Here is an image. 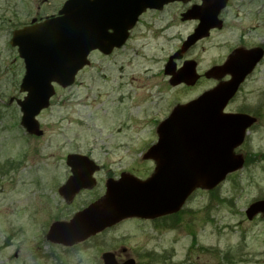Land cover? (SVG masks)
I'll return each instance as SVG.
<instances>
[{
	"label": "flooded vegetation",
	"instance_id": "obj_1",
	"mask_svg": "<svg viewBox=\"0 0 264 264\" xmlns=\"http://www.w3.org/2000/svg\"><path fill=\"white\" fill-rule=\"evenodd\" d=\"M64 1L62 0L61 5ZM110 3L109 7H101L99 14L100 32H104L108 39L101 42V47L88 54V64L78 71L72 84L61 86L52 83L53 95L49 98L48 105L35 115L34 119L38 124L36 129L30 130L22 123V118L27 112L24 108L27 106L28 85L23 83L26 64L19 46L12 44L13 34L25 27L55 17L58 7L55 9L54 0H0V121L14 116L18 118L16 127L0 126V182H6L10 186L6 188L11 191L16 189L18 182L22 180L25 164H28L29 170L32 169L36 174L40 171V167L34 165V162L38 156V141L45 136L46 130L40 125L38 117L52 109L59 90L70 92L81 83L82 74L92 65L94 57L98 61L100 72L106 73L103 79L115 80L113 91L121 92L120 101L124 98L126 100L132 98L128 86L135 82L132 70L134 61L141 62L145 71L151 70L152 67L155 70L154 73L147 74L152 78L153 83H150L148 78V82L144 79L151 84L149 87L153 89V93L148 95L146 105V110L150 114L148 122L152 137L140 151L141 163H147L143 176L136 175L130 169L114 168L108 162L110 158H94L85 153L88 158L82 160L79 171L86 173V176L82 178L79 183L80 188L71 198L69 190L61 189L64 186L67 187L66 183L70 180L73 170L77 168L73 169L68 162L67 157L71 153H66L60 159L62 175L57 173L58 179L52 177L50 189L59 199L60 212L68 210V207L81 196L92 199L90 201L84 199L86 202L77 206L72 213H67L66 210L50 218L43 223L36 237H33L36 241L35 246L40 243L43 245V248H37L41 250L40 254L38 255L35 251L33 255L49 256L52 264H69L72 248L86 245L90 241L98 242L100 236L114 233L113 231L125 221H131L136 229H141L144 224L179 229L184 220L195 217L199 208H206L207 222H211L210 213L214 207V199L223 203L224 197H220L217 193L218 189L198 188L186 198L182 207L176 212L153 218H127L74 245L48 238V230L52 224L67 222L76 212L100 199L105 193L108 180L118 179L124 173L134 174L141 179L149 178L157 165V159L154 158L157 153H151L150 148L157 141V129L160 124L176 105L192 101L203 93L229 82L235 75H241L243 58L238 55L243 53L258 52L260 58L251 66V70L223 109V112L227 114L241 113L254 118V122L246 130L243 142L236 148V152H241L251 141L255 128L262 121L263 111L260 105L253 107L244 102L239 105L235 103L245 86L250 85L252 81L259 82L264 74V0H110ZM212 51L218 54L211 56L202 64L200 55ZM105 60H109L107 66L102 65ZM230 60L232 62L227 65L226 70L218 71ZM186 66H188L186 71L180 74ZM100 96L104 97L106 94L102 92ZM151 97L155 98L151 100ZM161 101L162 105L156 107L155 105ZM124 122L123 118L118 119L116 124L106 131L118 133V127ZM5 147H9L10 150L2 151ZM146 152L148 157L145 156ZM243 154L241 155L245 160L254 161V155L247 150ZM29 155L32 157L30 158ZM160 155V164L166 176L172 172H179L176 158H170V152L162 150ZM173 163L175 166H167ZM52 171L56 173L53 168ZM31 179L33 187L30 189H35V192L38 189V181ZM4 188L1 187V191ZM197 198L202 201L203 207L198 206ZM203 199L206 200L203 201ZM36 208L16 207V213L25 210L34 215L37 212ZM258 215L246 219L252 220ZM19 233L20 228L14 227L7 236H17ZM117 240L118 242H113L118 243L117 248L112 247L100 254L99 264H102L101 255L105 252L111 253L118 264L129 261L137 264L146 254L140 249L132 250L125 247L123 241ZM5 242H8V239ZM150 258L148 254L144 264H149Z\"/></svg>",
	"mask_w": 264,
	"mask_h": 264
},
{
	"label": "rangeland",
	"instance_id": "obj_2",
	"mask_svg": "<svg viewBox=\"0 0 264 264\" xmlns=\"http://www.w3.org/2000/svg\"><path fill=\"white\" fill-rule=\"evenodd\" d=\"M61 2L54 0L55 9ZM217 54L214 51L201 54L200 61L204 64ZM108 61L105 60L102 65L107 66ZM143 68L138 60L133 62L135 82L128 86L132 98L120 101L121 92L113 91L115 80L103 79L106 73L100 72L94 57L92 65L82 74L81 83L70 90L71 93L59 90L52 109L38 117L40 125L46 130L45 136L38 141V156L34 162L40 171L36 174L25 164L22 180L13 191L6 188L10 187L6 182H0V264H52L49 256L33 255L35 251L39 255L41 250L38 249L43 248L42 243L40 247L35 246L33 237H36L43 223L67 210L60 212L59 199L50 191L52 177L58 179V174L62 175L60 159L66 153L110 158L108 162L114 168L130 169L136 175L143 176L147 163H141L140 151L152 137L146 105L153 89H150L147 78L150 83L153 81L147 74L155 72L154 67L146 71ZM250 83L245 86L235 105L242 102L253 107L260 105L262 121L255 128L251 141L237 153L243 154L247 150L255 159L229 174L219 186L217 193L224 197V202L214 199L211 222H207L206 208H199L194 220H184L179 229L151 224L136 229L131 221H125L114 233L100 236L98 242L90 241L72 248L69 264H99L103 251L117 248L118 243H113L118 242L117 239L123 241L125 247L146 253L137 264H144L148 254L151 257L149 264H264V219L258 215L247 220L244 214L251 201L264 196V74L259 82ZM102 92L106 96L101 97ZM154 98L151 97V100ZM161 105L162 101L155 106ZM122 118L125 122L118 127V133L106 131ZM17 120L15 116L4 118L0 126L16 127ZM9 150V147L2 149ZM31 178L38 181L35 192V189H30L33 187ZM1 187H5L3 191ZM84 199L88 198H78L66 212L72 213L77 206L92 198ZM197 204L199 207L204 205L199 198ZM22 206L37 207V212L34 215L25 210L16 213V207ZM14 227L20 228L19 235L7 236ZM6 239L8 242H5ZM152 260L157 261L151 263Z\"/></svg>",
	"mask_w": 264,
	"mask_h": 264
},
{
	"label": "water",
	"instance_id": "obj_3",
	"mask_svg": "<svg viewBox=\"0 0 264 264\" xmlns=\"http://www.w3.org/2000/svg\"><path fill=\"white\" fill-rule=\"evenodd\" d=\"M99 4L102 5L99 0H68L59 11L58 17L15 33L12 43L19 45L26 62L24 83L28 85L29 94L26 99L27 106L24 108L27 112L22 118V123L28 129L35 130L37 127L34 115L47 106L48 99L53 92L51 82L54 81L61 85L71 83L76 72L86 64L89 51L101 47V42L108 39L97 26L99 14L96 7ZM250 56L241 55L243 58L242 69H240L242 74L235 75L232 82L190 103L177 106L168 118L176 128L173 132L175 135L179 137L191 134L193 136L189 143L192 151L199 144V149L203 145L201 140L195 141L197 139L195 135L199 133L196 126L200 124V120L204 121L208 118L201 115L203 110L215 114L214 126L226 127L227 120L232 128L231 131L226 130L225 132L223 128L215 129L218 139L215 141L219 144L211 145L212 150H220V154L215 155V159L219 161L211 167L208 164L205 165L206 170L200 172L202 168L198 161L200 155L192 152L191 160L182 161V170L179 171L177 181L163 178L160 172L162 167L160 154L162 150H165L162 148H170L171 143L163 142L162 137L166 132L159 130V140L150 150L152 153L157 152L154 157L158 163L155 173L148 180L141 181L128 175H122L118 180H109L101 200L77 212L68 222L53 224L48 238L56 242L74 244L126 217L153 218L174 212L195 187L212 188L224 179L226 174L241 168L243 160L234 157L232 151L241 142L243 130L252 120L245 115L226 119L223 117L222 109L242 78L259 58L258 55L252 58ZM224 68L225 66L221 69ZM228 131L230 137L226 139ZM220 136L222 138L219 141ZM189 144L182 148L185 154ZM145 156L148 157V153ZM84 159L87 158L80 155L68 157L72 168H77L73 170L71 181L67 183L70 187H66L71 198L80 188L79 183L82 178L86 176V173L79 171V166ZM258 211L264 214V201L252 204L247 210V215L251 217ZM103 260L104 264H115L113 257L109 254H104Z\"/></svg>",
	"mask_w": 264,
	"mask_h": 264
}]
</instances>
